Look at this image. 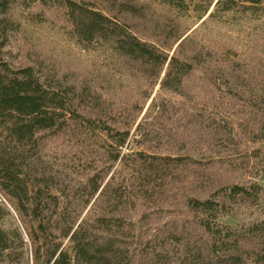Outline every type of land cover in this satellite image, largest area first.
Returning <instances> with one entry per match:
<instances>
[{
    "label": "trees",
    "instance_id": "16d2710c",
    "mask_svg": "<svg viewBox=\"0 0 264 264\" xmlns=\"http://www.w3.org/2000/svg\"><path fill=\"white\" fill-rule=\"evenodd\" d=\"M212 1L161 0L168 18L161 26L165 34L160 45L153 46L86 1L0 0V189L32 225L23 235L0 202V264H28V244L32 264L49 263L141 115L144 87H153L166 50L184 30L181 21L190 14L201 17ZM257 10L264 16V0H222L217 14L252 18ZM120 11L137 18L146 15V8L135 4H124ZM50 12L57 13L60 31L78 50L106 55L109 68L102 80L69 84L44 75L38 65L36 71L4 61L12 40L48 26ZM193 45L196 52L188 56ZM178 56L164 92L183 98L186 83L206 81L241 106L249 124L218 125L216 157L208 161L157 156L147 150L167 141L168 149L184 152L186 142L164 134L174 123L176 106L163 100L149 108L138 144L144 152L126 161L97 207L99 216L76 238L73 257L65 256L60 264H264V222L236 231L219 224L236 207H258L263 194L258 181L264 178V78L255 82L239 76L230 62L213 66L210 54L193 40ZM50 148L69 152L62 157ZM44 159L48 166L41 173L38 164ZM67 159L74 188L51 172V164ZM233 175L244 184L224 181ZM166 218L170 221L162 223Z\"/></svg>",
    "mask_w": 264,
    "mask_h": 264
},
{
    "label": "rangeland",
    "instance_id": "374dc122",
    "mask_svg": "<svg viewBox=\"0 0 264 264\" xmlns=\"http://www.w3.org/2000/svg\"><path fill=\"white\" fill-rule=\"evenodd\" d=\"M86 1L91 8L115 21L138 41L159 46L163 33L164 22L167 20V11L160 5L161 0H74ZM222 0H213L201 17L193 14L189 19L181 21L184 30H180V36L170 44L166 50V60L159 72V76L152 88L144 87L145 97L142 100L144 108L137 120L128 131L123 144L115 149V160L110 165L101 184L94 192L91 200L86 204L82 214L77 218L67 235L58 243L56 253L48 264H60L65 256L73 257L74 243L84 226L94 220L99 214L97 207L103 201L110 188L118 181L123 173L124 165L133 156L143 151L138 144L142 136V128L145 123V115L149 108H154L160 102L168 101L177 107L174 112V123L168 125L165 135H176L186 142L184 152L176 149H168L167 141L162 146L153 145L147 151L157 156H191L196 161L209 160L216 157L214 147L219 142V133L216 127L221 124L234 127L249 124V116L241 106L228 101L221 93H217L210 87V83L194 79L186 83L183 98L173 97L164 92L165 80L174 62L178 59L180 49L190 40L209 53L214 60L213 66L220 67V62L236 64V73L239 76H247L258 82L264 78V16L259 12L252 17L245 15L231 16L229 14H217ZM124 4H135L146 8V15L137 18L120 11ZM242 14V13H240ZM50 23L44 28L34 27L27 33L16 36L5 50L4 61L13 68L31 67L37 71V65L41 67L44 75L63 80L64 83L80 84L102 80V75L108 73L106 55L98 52L87 55L78 50L64 33L60 31L62 21L56 17V12L47 13ZM216 17V20L214 18ZM52 23V24H51ZM193 47H188L187 55L196 52ZM225 55V58H224ZM225 59V60H224ZM233 68V67H232ZM110 74L115 79L118 76L115 71ZM219 77H216L218 80ZM218 86L219 82L217 81ZM134 85V82H130ZM222 91L223 90V87ZM220 88V90H221ZM248 94V93H247ZM169 137V136H168ZM150 150V151H149ZM243 149H240L239 153ZM49 151L58 156L68 155L67 148H50ZM82 150L80 153H82ZM86 156V155H85ZM83 158V157H82ZM93 160L101 162L99 155H94ZM40 171L48 166L44 159ZM62 167V168H61ZM51 172L61 181L66 182L71 188L76 185L72 182L68 170V159L63 162L51 164ZM224 181L229 184L243 183L240 176H225ZM263 189V194L258 207L246 209L236 207L227 217L219 220L223 227L236 231L248 228L252 225L264 222V178L258 181ZM197 195V194H196ZM203 196V195H201ZM0 202L9 210L15 226L23 234H27V228L31 227L27 220L23 219L20 212L14 207L7 196L0 189ZM9 206V207H8ZM164 219V216H162ZM170 221L166 218L163 222ZM27 263L32 264L33 249L28 244Z\"/></svg>",
    "mask_w": 264,
    "mask_h": 264
}]
</instances>
